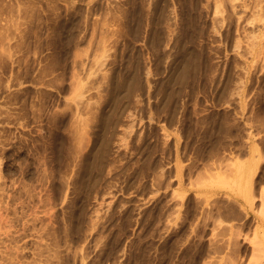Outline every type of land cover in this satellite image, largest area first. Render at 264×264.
I'll return each instance as SVG.
<instances>
[{
  "label": "rangeland",
  "instance_id": "rangeland-1",
  "mask_svg": "<svg viewBox=\"0 0 264 264\" xmlns=\"http://www.w3.org/2000/svg\"><path fill=\"white\" fill-rule=\"evenodd\" d=\"M0 264H264V0H0Z\"/></svg>",
  "mask_w": 264,
  "mask_h": 264
}]
</instances>
